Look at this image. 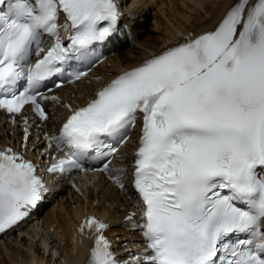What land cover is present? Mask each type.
<instances>
[{"label":"snow or ice","instance_id":"obj_1","mask_svg":"<svg viewBox=\"0 0 264 264\" xmlns=\"http://www.w3.org/2000/svg\"><path fill=\"white\" fill-rule=\"evenodd\" d=\"M120 18L117 0H0V109L21 114L27 105L47 121L41 100L58 97L35 89L114 38ZM69 26L65 43L60 34ZM45 36L53 41L47 49ZM67 107L71 114L50 139L69 155L48 171H84L92 154L120 189L125 170L109 167L117 149L105 150L102 137L143 115L133 187L147 264H264V0H236L214 30L121 74L86 106ZM44 190L31 160L0 150V233ZM85 228L96 233L88 264H117L103 234L108 225L91 217Z\"/></svg>","mask_w":264,"mask_h":264},{"label":"bare ground","instance_id":"obj_2","mask_svg":"<svg viewBox=\"0 0 264 264\" xmlns=\"http://www.w3.org/2000/svg\"><path fill=\"white\" fill-rule=\"evenodd\" d=\"M234 1L132 0L126 4V8H135V14L138 12L147 17L149 11L153 12L152 32L155 36L151 34L150 29L144 36L147 30L144 27L146 18L143 20V25L138 21L130 20L136 33L135 39L111 53L95 70L103 76L111 77L120 70L138 64L145 57L157 53L183 33L193 32L197 35L213 29ZM97 84L93 81H80L59 91L62 96L85 102L86 97L92 93V87ZM5 117V113L0 111V143L19 141L20 128L11 126ZM42 129L46 131L45 124ZM29 145L42 148L40 141L32 137ZM131 146L132 143L127 144L126 149H130ZM77 185L80 192L69 188L67 194L61 193L51 200L52 205L43 216L39 217L37 224L32 223L24 233L0 241V264H78L82 255L75 252L68 239H65L66 244L62 247L63 258L61 255L57 256L60 248L57 247L56 242L60 239L57 232L53 234L55 237L53 238L48 228L57 223L56 230L62 228L63 234L64 232L70 234L80 219L90 213H96L116 225L109 230V234L116 231V235L127 240L137 237L138 234L130 235L122 226L130 205L127 197L111 186L103 175L93 173L85 179L81 177L77 180ZM50 245L52 249H49Z\"/></svg>","mask_w":264,"mask_h":264},{"label":"rangeland","instance_id":"obj_3","mask_svg":"<svg viewBox=\"0 0 264 264\" xmlns=\"http://www.w3.org/2000/svg\"><path fill=\"white\" fill-rule=\"evenodd\" d=\"M153 11H154V10H153ZM152 16H153V12L149 11V12H148V16L146 17V23H145V26H144V27H146V29H147V30H145V32H144V36L148 33L149 29H150V31H151V34H152L153 36H155V34L152 32V21H153ZM154 39H155V38H154ZM122 49H123V48H122ZM49 206H50V205H49ZM49 206H47L46 209H47ZM46 209H45V210H46ZM45 210L43 211L42 215L44 214ZM42 215H41V216H42ZM24 250H26V249H24Z\"/></svg>","mask_w":264,"mask_h":264}]
</instances>
